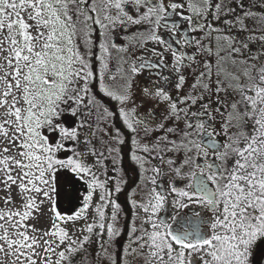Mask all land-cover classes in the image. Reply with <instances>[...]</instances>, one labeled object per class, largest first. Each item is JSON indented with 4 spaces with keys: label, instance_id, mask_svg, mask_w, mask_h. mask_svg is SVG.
<instances>
[{
    "label": "snow or ice",
    "instance_id": "obj_1",
    "mask_svg": "<svg viewBox=\"0 0 264 264\" xmlns=\"http://www.w3.org/2000/svg\"><path fill=\"white\" fill-rule=\"evenodd\" d=\"M203 3L208 5L210 0ZM146 5V13L141 12ZM212 5L214 20L219 22L221 15L229 14L234 15V20H225L223 28L212 27L204 23L209 9L191 4L189 15L180 17L188 23L191 32L207 30L202 40L214 39L216 45L215 49L212 44L201 48L200 41H179L182 47H195L196 55L204 58L201 73L193 84V89L202 90V95L193 97L190 93L180 103L195 105L205 95L223 97L213 103L218 105L215 112L223 117L221 128L225 143H217L220 133H214L207 123H188L182 134L167 129L169 133L181 135L179 143L160 136L153 147L137 144V150L146 154L163 152L159 157L151 156L152 160L163 161L169 152H183L191 161L189 154L195 150L204 158L210 152L215 153L217 163L197 165L182 177L193 181L187 185L189 190L172 189L178 197L172 207L180 213L192 209V216L185 219L174 214L170 222L153 219L164 208L168 193L163 189L159 193L152 191L142 208L148 218L139 221L137 217L124 236L125 242L117 244L124 235L118 227L121 208L110 198L119 194L121 188L117 186L114 192H106L107 181L98 182L93 167L84 163L89 154L96 155V151L89 153V150L93 139H99L98 133L103 132L99 128L101 118L113 115L93 108L92 84L96 83V90L104 97L118 105L126 104V95L118 94L104 83L110 50L127 51L111 43L117 26L136 27L155 18V27L149 25L145 43L167 48L166 42L154 33L157 28L168 27L176 36L172 27L162 25L161 21L167 17L166 7L175 13L179 5L161 0H0V193H3L0 204L4 205L0 209V264H9V261L10 264H92L91 252L85 247L92 243L98 244L97 261L106 260L107 264H264V256L256 260V253L264 249V35L256 34L264 33V14L248 11L237 16L235 9L223 11L222 2L212 0ZM127 6L132 7L138 19L126 11ZM241 6L242 0H237V7ZM193 17L199 27L192 25ZM248 20L253 21L254 27L247 26ZM225 31L246 36L240 40L224 35ZM250 45L262 47L252 51ZM95 48L99 49L96 58L103 65L98 82L92 70ZM172 55L176 71H179L177 66L200 64L195 56L176 52ZM145 70H151L147 62L132 68L133 75ZM118 76L119 73L110 78L116 81ZM184 84L181 78L179 86ZM145 95H149L147 89ZM156 95L163 101L169 100L161 92ZM170 108L172 115L179 119L177 105L173 103ZM94 112L95 126L92 124ZM203 112L207 116L198 119L215 121L211 105L204 104ZM65 113L79 117L76 130L67 131L57 125L56 121ZM120 119L129 132L135 133L140 126L146 132L153 130L147 121L139 119L134 126L130 114L123 108ZM193 128L195 133L191 131ZM83 129L88 131H78ZM44 130L49 135L59 132L63 139L52 144L43 134ZM162 130L163 125L154 129ZM193 135L197 139L192 140ZM116 137L117 143H124L119 132ZM66 139L84 146V151L65 148L63 140ZM161 142L167 147L162 148ZM106 143L101 141L100 157H104L105 150L109 156L115 151L106 149ZM57 152H71L73 157L60 159ZM136 162L141 168L149 163L143 158ZM96 163L103 169L102 160ZM173 163L172 159L167 160L169 166ZM182 168L173 171L181 175ZM61 169L83 180L90 192L103 193L99 202L93 204V196L89 194L84 197L83 208L74 215H60L53 178ZM152 171L155 176L168 175L160 168ZM148 183L155 186L157 181L148 178ZM132 206L141 207L135 201ZM109 207L112 212L106 216ZM90 209L94 219L86 227H73L71 233L61 228V225L88 220L86 214ZM195 209H202L208 215ZM42 219L47 220L48 228L36 227ZM137 221L143 226L136 227ZM101 236L105 237L102 241ZM81 252L84 256L77 259Z\"/></svg>",
    "mask_w": 264,
    "mask_h": 264
},
{
    "label": "flooded vegetation",
    "instance_id": "obj_2",
    "mask_svg": "<svg viewBox=\"0 0 264 264\" xmlns=\"http://www.w3.org/2000/svg\"><path fill=\"white\" fill-rule=\"evenodd\" d=\"M161 2L165 4L179 5L175 13L171 12V9L166 7L167 17L165 20L161 21L162 25L171 26L176 32V36L172 35L171 31L168 30V27H161L157 28L154 34L157 35L161 40L165 41L168 47L164 48L161 45L153 42L145 43V39L148 37L150 32L149 25L155 27V18H153V20L150 22L130 28L125 35L116 31L114 33L113 41L117 45V49L124 48L127 49V51L116 50L121 57V60L119 61L122 65L124 74L122 79V76H119V79L121 80H119L118 85H115L114 89H111L121 95L123 92H127L128 96L131 95V98H129L126 102L125 108L126 112L130 114L131 123H133L134 126L136 124V120L139 119L141 121H147L149 123L150 129H153L152 131L146 132L144 131L143 126L138 127V139L139 141L142 140V143L145 145L150 147L154 146L160 136L168 137L177 143L181 142V135L169 133L167 129H175L177 132L182 134L185 131L186 124L188 123H192L193 125L197 123H207L213 129L214 133H220V135L217 137V143L223 144L225 143V137L223 136L221 128L223 117L215 112V108L218 105L213 103L214 100H222L223 97L217 98L214 95L211 97L205 95L203 101L197 99L195 105H192L190 102L185 104L180 103L181 100H187L190 93L193 97H200L202 95V90H194L193 84L196 82V78L201 73L204 58L196 55L197 49L195 47H190L187 45L182 47L179 41H200L201 48H203L205 44H212L214 49L216 46L214 39L202 40V37L206 35L207 30H205V32H191L189 30L188 23L184 20H181L180 17L189 15L188 8L190 4L197 8L207 7L209 9L208 19L204 21V23L210 24L212 27L223 28L224 21L234 20V15H221L219 22L214 20L212 13L215 11V9L213 8L212 0H210L208 5H205L203 0H161ZM215 2L218 4L222 2L223 11L225 12H228L230 9H235V15L237 16L243 15L248 11L264 14V0H242V6L239 8L237 7V0H215ZM140 11L146 13L147 5L145 6V9ZM134 18L138 19L139 16L136 15ZM246 24L249 28L254 27L253 21L251 20L246 21ZM192 25L195 27L200 26L195 17L192 18ZM256 34L264 35V33ZM212 35L214 36L215 34ZM224 35L238 38L240 40H244L246 36L245 33H238L236 31H225ZM258 47L262 46L250 45V49L252 51H256ZM97 52L99 53L98 48ZM172 52L182 53L190 57L195 56V59L199 60L200 64L197 65L193 63L187 67L177 66L179 67V71H176L174 68L175 57L172 55ZM246 57L247 54L245 53L244 58ZM235 58L240 59V57ZM143 62H147L151 70L140 71L138 75H133V66H139ZM98 63L99 59H97V69ZM152 65H155V68H151ZM181 78L185 80V84L182 87L179 86V80ZM214 87L215 86L213 85V90ZM146 89L148 90L149 95H145ZM96 91L98 90L95 88L94 95ZM157 92L168 95L169 100L163 101L161 97L156 95ZM97 95L101 106L104 108V111H107L108 108L111 107L112 110H114L113 118H106L104 122L109 123L111 128L116 127L117 129H120L122 134H126L128 139H125L124 142H127L128 144L129 137L127 131L124 128L125 124L121 119L120 122L117 121L120 118V116L118 117V115H120L118 110L119 105L109 98L104 97L101 93H97ZM230 97L231 94H229V98ZM173 103L177 105V110L180 111L179 119H177L171 113L170 106ZM204 104L211 105L212 115L215 117V121L211 119L205 121L202 118H197L207 116V113L203 112ZM185 112H187L186 116L184 114ZM160 125H163V130L160 132L154 131V129ZM121 130H124L125 132ZM191 131L195 133V128H193ZM233 131H235V129H233ZM102 133H104V131ZM191 139L195 140L197 139V136L193 135ZM200 139L203 140L204 138L200 137ZM161 145H164L163 142H161ZM122 150L123 149L120 151ZM170 155L174 163L171 166L168 165L165 168L168 172L167 183L174 187L177 192L184 191V189L189 190L187 189V185L193 181L182 177L187 176V174L192 172L197 165L203 166L209 161L211 163H217L215 153L211 152L209 153L208 158H204L202 153H197L195 150H193V152L189 154L193 158L191 161L186 158L183 152H180V157L176 152H170ZM185 164H188V167L182 168V166ZM181 168V175H177L176 172L173 171V169ZM195 211H199L205 216L208 215L207 213H204L202 209H195ZM181 215L187 219L193 215V210H185V212L181 213L179 216ZM263 251L264 249H261L256 253V260H261Z\"/></svg>",
    "mask_w": 264,
    "mask_h": 264
},
{
    "label": "rangeland",
    "instance_id": "obj_3",
    "mask_svg": "<svg viewBox=\"0 0 264 264\" xmlns=\"http://www.w3.org/2000/svg\"><path fill=\"white\" fill-rule=\"evenodd\" d=\"M126 11H129L133 17L137 15L131 6H127ZM125 27L127 28V31H124ZM130 28H132V26H129V25L117 26L116 31L125 35L129 31ZM113 37H114V34H113ZM111 43H114V41H111ZM119 60H121L119 53L116 51V49H111L110 58L107 61V65H108L107 72L105 73V79H104V83L109 88L114 89L115 85H118L119 80L123 78L124 72H123V68ZM102 67L103 65L99 61L98 69H97V82L99 81V73ZM117 73H119V76L120 75L122 76L121 79H119V76H118L116 81H112L110 77L112 75H116ZM96 86L97 85L92 84L93 90L96 88ZM97 93H100V92L99 91L95 92L94 100H93V108L103 112L104 108L100 104ZM122 95H126L128 99L131 98V95L128 96L127 92H123ZM125 105L126 104L118 106L119 112L121 108H123L126 111ZM113 111L114 110H112V107L108 108L107 110V112H111L112 114H113ZM119 116L120 115H118V117ZM107 118L112 119L113 115ZM78 119L79 117H72L65 113V114H62L61 119L59 121H56V123L59 126H63L65 130L67 131H73V130H76L75 124L78 122ZM105 119L106 118H103V117L101 118V121L99 122V128L102 129L104 132L106 131L107 135H104L102 132H99L98 133L99 139H93L92 148L89 150V153H91V151H96V155L93 156L89 154L87 158L84 160V163L90 167H93L96 173V176L99 177L98 182L104 183L107 181L106 188H105L106 192H109V193L114 192L117 186L121 188L120 193L117 195H112L110 199L111 201L117 203L121 208V215L118 217V221H119L118 227H120L121 232L124 234L121 237V242H125L122 240L124 239V236L128 234L129 228L132 225V222L136 220L137 217H139V221H142L148 218L147 214L143 212L142 208L143 206L147 205L148 196L150 192L155 191L159 193L161 189H163L165 192L168 193V198L165 201L164 208L160 211L159 215L156 217H153V219H156L158 222L159 221L170 222L174 214L177 216L181 214L180 212H177L175 208L172 207L173 203L177 201L178 197L174 195L172 192V189L174 187H172L169 183H167L168 175L167 176H155L154 172L152 171L153 168H160L162 172H167L165 169L168 166L167 160L169 158L172 159V157L169 152L166 155H164L163 161L152 160L151 156L159 157L160 155H163V152L153 151L150 154H146V153L138 151L137 144H139V146L141 147H145V146L150 147V146L142 143V140H140L141 141L140 142L138 139L139 133H137V130L135 133L129 132L127 130L126 125L124 126V128L128 133L129 142L128 144L127 142H124L123 144L117 143L116 142L117 132L120 133V139H123V141H125V139H128L127 135L122 134L120 132V129H117L116 127L111 128L109 123L104 122ZM117 121L120 122V118ZM92 124L94 126L97 124V120L95 118V112H94ZM78 131H81V133H86L88 129H83V130H78ZM121 131H124V130H121ZM43 134L49 138L52 144H55L56 142L61 141L63 139L59 132H54L51 135H49V131L44 130ZM101 141L107 142L106 149L111 148L115 150L112 156H109L107 151L105 150L104 157H100L99 150L101 149V146H102ZM63 143H64L65 148H73L74 150H77L80 152L84 151V146L77 145L71 139L63 140ZM161 147L164 148L167 146L161 145ZM121 149L123 150L120 151ZM178 154L180 157V153ZM113 156L115 158H113ZM57 157L60 159L72 158L73 153L57 152ZM140 158H143L144 160L149 161V163H146L143 168H141L139 164L136 162ZM98 159L103 161V165H104L103 169L100 167L98 163H96ZM148 178H154L157 181L156 185L153 186L152 184L148 183ZM53 179H54L55 184L57 185L56 193L54 194L55 202L57 205V210L60 215L65 216V217L72 216L77 211H79L81 208H83L85 196L91 194L93 196V204H97L99 202V198L103 195V193L99 191L90 192L88 185L84 183L83 180L77 179L66 169H61L59 172H57L56 176ZM12 191L13 193H15L16 189L13 188ZM184 191H186V189H184ZM0 195H3V193H0ZM13 199H15V196L13 197ZM133 201L141 205V207L133 208L132 206ZM3 208H4V205L0 204V209H3ZM111 212H112V209L109 207V209L106 210V216L109 215ZM86 215L88 216V220L76 221L74 224L69 223L68 225H61V228H66L71 233V230L73 229V227L77 229H80L81 227H86L94 219V212L92 211V209H90ZM139 221H137L135 225L138 228L143 226ZM108 222L109 221L107 220L105 221L106 224ZM49 226L50 225L46 219H42L40 223L36 225L37 228H48ZM82 238L84 237H81V239ZM93 239L95 240L96 236H94ZM104 239L105 237L103 236L99 237V240L101 241ZM121 242L120 240H118L116 243L120 244ZM64 247H67V245ZM85 247L88 249V251L91 252L90 259H91L92 264H107L106 260L97 261L96 259V253L98 251L97 243H92L90 247L89 246H85ZM61 250H63V247ZM65 254L67 255V253ZM84 254H85L84 252L79 253L77 256V259L82 258ZM263 256H264V251H263ZM9 264H10V261H9Z\"/></svg>",
    "mask_w": 264,
    "mask_h": 264
},
{
    "label": "trees",
    "instance_id": "obj_4",
    "mask_svg": "<svg viewBox=\"0 0 264 264\" xmlns=\"http://www.w3.org/2000/svg\"><path fill=\"white\" fill-rule=\"evenodd\" d=\"M98 56V52H97V48L94 49V60H93V73H94V76L97 77V57ZM93 85H95V83H93ZM124 241V239L122 240ZM120 242H121V239H120Z\"/></svg>",
    "mask_w": 264,
    "mask_h": 264
}]
</instances>
